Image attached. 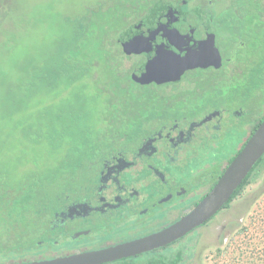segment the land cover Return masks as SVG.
<instances>
[{
  "label": "trees",
  "instance_id": "16d2710c",
  "mask_svg": "<svg viewBox=\"0 0 264 264\" xmlns=\"http://www.w3.org/2000/svg\"><path fill=\"white\" fill-rule=\"evenodd\" d=\"M5 1L0 0V7ZM233 1L237 2V6L222 16L220 19L222 26L239 31L245 28L246 24L249 26L256 24L257 29L264 33V0ZM110 2V7H101L95 11L96 13H93V7L91 8L93 11L68 17L59 13L58 21L62 22L63 28L53 29L47 37L33 44L22 43L19 36L18 43L12 38L4 43L6 49L15 51L19 49L23 53V58L20 55L15 62L20 70L16 82H0V264L42 260L37 258L41 253L44 254L42 251L44 247H41L39 242L46 239L48 244L56 246L48 235L53 230L55 213L59 212L57 208L54 209L52 197L44 194V191L52 189L50 193L58 198L62 191L61 182L70 191L69 185L75 184L76 180L82 181L81 177L84 175L80 172L87 162L93 169L97 168L95 162H89L90 159L87 160L86 157L90 153L99 152L100 150L97 149L100 144L101 148L106 144L105 139L110 143L115 138L132 134L129 135L130 142L138 140L140 136L150 132L149 123H153L156 119L155 115L158 114L156 111L147 118L131 117L121 122L120 126L123 128L118 129L117 136L113 135L112 138L105 139L99 136V130L95 126L89 124L91 116L84 107H87L90 99L97 100L102 96V93L98 92V94H89V82L100 78L102 79L99 82H106L102 76L101 65H105L106 73L113 74L114 80L111 82H120L117 84L118 88L123 85L125 91L132 92L133 84L137 87L148 86L134 82L131 72L125 68L126 52L122 53L123 44L116 38L108 39L112 32L108 22L109 19L113 22V18L116 21L115 17L119 12L122 15L128 12L127 28L130 22L141 19L143 15L147 14V18L160 15L164 10L174 7L169 11L172 13L178 7L176 4L182 8L189 2L193 3L194 0H111ZM100 11L101 16L98 19ZM240 14L244 16V20L239 18ZM18 21L15 25L14 22L10 23V28L12 25L17 28L22 27L24 23L22 18ZM36 21L34 17L32 23ZM51 27L53 28V24ZM237 43H233L228 53L240 50L241 47ZM258 87H264V79L252 82L245 91L233 90L232 95L236 98L242 96V100L247 101L249 95ZM72 88L77 89L74 96L65 98L64 94ZM39 93L49 96V99L40 101L37 98ZM103 93L107 92L103 91ZM246 108L249 112V121L255 125L253 135L264 121V101L258 104L254 110L256 113H253L251 107ZM119 117L120 115L113 118L120 121ZM128 127L134 128L133 131L132 128L127 129ZM19 144L24 147L20 156L12 159L5 154L7 148H11L12 151L13 148L20 146ZM36 147L41 148L37 150L42 155L41 162H47L39 169H46L34 170L26 174V171H21L23 165L35 169L41 165L35 160L27 159L29 151ZM53 155L58 156L56 164L48 161ZM233 160L234 157L230 163ZM220 167H216V181L221 178L225 170H221ZM96 170H93L90 177L84 178V181H89L90 188L96 186L98 180ZM263 172L264 157L222 211L231 208L235 201L241 199L247 188L255 183ZM65 198L62 200H66ZM180 245L183 247L179 250L170 247L166 256L157 255L148 258L144 263L138 260L134 263L185 264L186 246L184 248L182 243ZM49 258L51 257H46ZM126 262L124 260L121 263L127 264Z\"/></svg>",
  "mask_w": 264,
  "mask_h": 264
},
{
  "label": "rangeland",
  "instance_id": "374dc122",
  "mask_svg": "<svg viewBox=\"0 0 264 264\" xmlns=\"http://www.w3.org/2000/svg\"><path fill=\"white\" fill-rule=\"evenodd\" d=\"M110 1L111 0L108 2L107 0H6L0 7V82H16V79H18L20 75L19 66L15 64V62L18 61L20 55L21 58H23V53H21L19 49L15 51L5 48L4 43H7L10 38L14 41L17 40L16 43H18L19 36V38L21 37L22 43L33 44L37 40L47 37L53 29L60 30L63 28L62 22L58 21L59 13L64 17H68L85 13V11L88 13L89 10L93 11L91 9L92 7L94 8L93 13H96L95 11L101 7H110ZM192 6L196 7L195 10L199 13L214 15L212 21L213 24L211 26L216 33L220 53H224L226 56L228 49L233 43L239 41L244 42V47L239 50L234 64L232 66L231 64H228L225 67V70H222V73L215 71L201 73L205 77L201 75L202 79L196 81L198 82L197 89H200L202 86H207L208 92L203 94V97L200 98L199 91H196V82L189 80L190 78H193L194 75H190V77L184 81V83L189 82L187 84L188 86L194 85V87L191 86L192 92L186 90L182 91V84L179 83L164 86L154 84L145 87H137L133 84V91L127 92L125 91L126 89L123 88V85L121 88L117 87V84L120 82H111L114 80L113 74L109 75V73H106L107 69H105V65H101L100 69L102 71V76L107 83L99 82L102 78L97 81L89 82L90 87L88 92L89 94L102 93V96L97 100L90 99L87 103V107H84V110H86L91 116L89 124L95 126L96 129L99 130L98 133L101 138L105 139L112 138L113 135L117 136L118 129L123 128L120 126L121 122L123 123L124 120L131 117L137 118L141 116L147 118L152 115L153 111H156L158 114L155 115V121L149 123V125H151L149 127L150 132L161 126L171 125L170 121L174 118L179 120H182L180 119L182 117L189 120L192 118H201L212 108L219 110H234L245 104V107H251L250 109L253 113H256L254 110H256L258 104H261L264 101V87L256 88L253 93L249 95L247 101H243L242 96H240L241 98H236L232 95V92L233 90L238 91L240 89L245 91V89L247 90L250 87L252 82H259L264 79V33H261V31L257 29L256 24H250V26L249 24H246V27L249 28L247 29L245 27L239 31H234L233 28L227 29L222 26L220 19L223 15L228 13V11H231L232 8L237 6L236 1L213 0L212 3H209V0H194ZM194 7H192V9ZM127 13L128 12L122 15V13L119 12L115 17V19H117L116 21L114 18L113 22L109 19L108 23L112 28V32L108 37L109 40L116 38L120 42L121 34L129 27L136 24L140 19L139 17V19H134L126 28ZM98 15V19H100L101 11ZM34 17H36L37 21L33 24L32 20ZM20 18L24 21L23 26L20 28L13 26L19 22L18 20H20ZM239 18L244 20V16L241 14ZM10 23H13L11 26L13 30L9 26ZM52 24L53 28L51 27ZM243 25L245 26V24ZM237 44L240 45V43ZM121 50L123 53L124 47L122 45ZM34 52H36V50H34ZM126 55L129 58V61H126L125 68L131 72L129 66L134 63V60L131 61L128 54ZM237 63H243L244 70L240 67L238 71L243 72L234 73L231 76L235 79L234 82H238L239 85L232 86L228 90H219L222 84L218 79L228 72L230 66L235 70ZM204 82H206V85ZM76 91L77 89L74 90L72 88L64 94V97L66 98L68 96L69 98H72ZM103 91H106L107 93L105 94ZM183 95L187 96L185 97V100L182 98ZM37 98H39L40 101L45 99L48 100L49 96L39 93ZM186 98L188 101H186ZM190 104L191 106H189ZM119 115L120 121L117 118H113ZM235 116L239 117L238 115ZM247 118L248 114L246 113L245 119ZM228 119H230L231 122V118L228 115V117L226 116L225 119L220 120L217 123L220 122L223 126ZM232 120L238 119L233 117ZM131 128L132 127H128L127 129L131 130ZM133 129L134 128H132V131ZM129 135L130 134H128V136L124 135L115 138L110 143L105 139L106 144L102 148L100 144V147L97 149V151H100L96 154L90 153L86 159H90L89 162L94 161V165L98 168L105 157L111 155L113 152H117L126 144L130 143ZM250 136L251 135H247L245 140L243 139L244 136L240 133L233 135L232 138L229 139L225 137V140H229V142H225L223 149L214 156L218 161L217 164L224 165L225 162L233 157L235 158L244 148L247 143L246 140H248ZM136 141L137 140L131 142ZM23 148V145L13 148L12 151L11 148H7L5 154L11 156L12 159H15L21 155ZM40 149V147L39 149L37 147L32 148L29 151L27 159L35 160L41 165H38L36 169L34 167H29L28 165L23 167V165L21 171H26V174H30V172L34 170L46 169H39L42 164H47L45 161L41 162L42 155L37 152V150ZM193 152L195 154H200L199 157L201 158V161H198L197 166L195 165L196 161L191 163L190 172H185L178 167L174 168L170 164H166L165 168L168 169V167H170L168 175L172 176L173 179L176 181L183 179L187 183V186L189 184L191 187H194V191H198L199 187H201V177H199L198 172L201 169V165L206 162L203 161L206 155H204V150L198 147H194ZM208 155L213 156L214 154L210 151ZM57 160L58 156L53 155L48 161H51V164H54ZM22 163L25 164V162ZM207 164H209V162H207ZM97 168L93 169V167L87 162L85 168L80 172V174L84 175L81 177L83 182L76 180L75 184L69 185L71 187L70 191L66 186H63V183L61 182V188L60 186L59 188L62 191L58 195V198L52 196L50 193L52 189L44 191V194L52 197L51 202L54 209L57 208L60 212L64 208L65 203H69V201H73V199L77 198V195H73L76 192L88 193L89 189H87V186L89 181H84V178L88 176L90 177L93 170ZM192 170H196V172L193 173ZM156 186V183H150L146 187L153 189ZM89 194L87 195L89 196ZM64 198L66 200L63 201L62 199ZM197 199L198 197L195 201ZM187 206L188 205L183 208ZM175 209L176 207H174L172 211ZM165 212L166 208L152 210V214L159 216L163 215ZM79 223L80 222L77 221V224ZM126 231L127 230L120 231L119 233L125 232V235H128ZM61 241L59 248L57 246L53 248L51 245H46L43 252L51 250V248L59 251L60 249H67L72 245L67 242L68 240L65 241V239H63ZM182 244L184 245V248L186 246L185 264H264V172L255 183L247 188L244 196L232 204L231 208L222 211L212 222L186 238ZM55 245H57V242H55ZM181 247L183 246L176 245L174 248L179 250Z\"/></svg>",
  "mask_w": 264,
  "mask_h": 264
},
{
  "label": "flooded vegetation",
  "instance_id": "af4514ba",
  "mask_svg": "<svg viewBox=\"0 0 264 264\" xmlns=\"http://www.w3.org/2000/svg\"><path fill=\"white\" fill-rule=\"evenodd\" d=\"M212 1L209 0V3ZM192 4V2L187 3L182 7L183 9L176 4L178 7L174 12L172 10V13L169 11L174 7L164 10L163 13L169 14L166 15L168 23L165 17H160V15H152L147 18L146 14L138 20L143 25L140 26V33L137 32L136 38H139L141 34L143 39L136 41L144 43L147 48L141 53L128 55L131 61L134 60V63L129 66L134 82H143L138 78L149 73L152 83H149L148 86L179 83L182 84V91L192 92L191 86L194 87V85L188 86L189 82L184 83L190 75H194V77L189 80L196 82L204 76L201 73L208 71L222 73L228 64L231 66L234 64L239 51L235 53L227 51L226 56L224 53H220L217 36L211 26L214 15L199 13ZM192 7L194 8L192 9ZM153 34H157V36L152 37ZM212 35L214 36V47L221 59L220 67L202 65V62L206 63L203 56L207 53L208 42ZM174 43L180 45V55L185 56L184 58L188 54L190 55L192 50L199 56L198 63L194 61V68L191 69L184 67L185 71L180 80L158 84L155 81L157 77L161 76L160 79H165L168 75L176 73L175 65L178 60L176 59L174 64L169 61V57L172 55L170 52H175L172 46ZM240 47H244V42H240ZM126 61H129L128 57ZM231 66L228 72L218 79L222 84L219 90H228L232 86L239 85L238 82H234L235 79L231 75L242 73L243 71L239 72L238 70L240 67L244 70V64L237 63L235 70ZM204 83L206 85V82ZM197 84L198 82L195 85L196 91H199L200 98L208 92V87L202 86L197 89ZM185 97L187 96H182L184 100ZM246 113L249 112L244 104L234 110L212 108L199 120L198 118L190 120L185 117L180 118L182 120L174 118L171 119L172 122L170 121L171 125L154 129L148 134L142 135L136 142H130L117 152L105 157L96 170L98 178L96 186L90 188L91 185L88 184V193L76 192L73 195H77V198L65 203L64 208L55 213L54 223H52L53 230L48 236L53 239L54 243L57 242L58 248L63 239L68 240L67 242L72 245L59 251L51 248V250L43 252V255L41 253L37 258L46 260V257L53 259L81 252L108 249L146 238L179 222L191 213L215 187L219 181L215 180L217 177L216 167L221 166V170H224L230 163L231 159L224 165H219L214 158L223 149L225 142H229V140H225V137L229 139L240 133L245 140L247 135H252L255 125L249 121V118L245 119ZM226 114L230 116L231 122L228 119L223 126L220 122L217 123L225 119L226 116L228 117ZM233 117L238 120H232ZM194 147L204 150V155H206L203 159L206 162L201 165L198 172L201 177V187L198 191H194V187L189 184L188 187L183 179L177 181L173 179L168 175L170 167L165 168L166 164H170L174 168L178 167L185 172H190L191 163L196 161L195 165L197 166L198 161H201L200 154L193 152ZM210 151L213 152V156L208 155ZM192 172L195 173L196 170H192ZM150 183H156L157 186L149 189L146 186ZM197 197L198 199L195 201ZM186 205L188 206L183 208ZM174 207L176 209L172 211ZM164 208H166V212L163 215L152 214V210ZM216 217L170 245L107 264H122L124 260L127 261V264H133L137 260L144 263L148 258L157 255L166 256L170 247L179 246L186 238L208 225ZM77 221L80 223L77 224ZM124 230H127L128 235H125V232L119 233ZM47 242L45 239L39 244L45 249L46 245L50 246Z\"/></svg>",
  "mask_w": 264,
  "mask_h": 264
},
{
  "label": "water",
  "instance_id": "95a60500",
  "mask_svg": "<svg viewBox=\"0 0 264 264\" xmlns=\"http://www.w3.org/2000/svg\"><path fill=\"white\" fill-rule=\"evenodd\" d=\"M166 15L168 16L169 14L162 12L160 13V17H165L168 23ZM140 23L132 25L120 36V42L123 44L124 51L128 55L146 51L147 45L141 42L138 43L136 41L139 39H143L141 34L139 38H136L138 35L137 32L140 33V26L143 25ZM155 36H157V34L152 35V37ZM146 41L148 42V40ZM208 45L209 47L207 53L203 56V60H206V63L202 62V65L206 67L213 65H215L216 67H220L221 59L218 55V51L214 47L213 35L211 36ZM172 46L175 52H170L172 55L169 57V61L174 64L175 60H178L177 64L175 65L176 73L168 75L165 79H160L161 76L157 77L155 81H157L156 83L158 84H163L167 81L180 80L185 69L194 68V61L198 63L197 59H199V56L193 53L192 50L191 53L189 52L190 55L188 54V56L184 58L185 56L180 55V45L178 43H174ZM170 53L168 51V54ZM200 56L202 57L201 54ZM154 59L153 61L155 62ZM184 67L186 68L184 69ZM148 69L151 71L149 67ZM149 77V73H145L138 78V80L141 79L140 81L143 82L138 83H141L143 85L152 83V79ZM263 157L264 121L255 131V133L250 136L246 145L240 151V153L225 168L223 175L221 176L215 187L211 190V192L194 208L191 213L183 217L179 222L172 225L171 227L146 238L121 244L108 249L91 252H81L64 257H56L46 260H35L18 264H107L125 258L136 257L137 255H141L170 245L176 241H179L180 239H183L192 231L208 223L210 220L216 217L220 213V211L225 208L235 192L246 181V179L253 172L254 168Z\"/></svg>",
  "mask_w": 264,
  "mask_h": 264
}]
</instances>
